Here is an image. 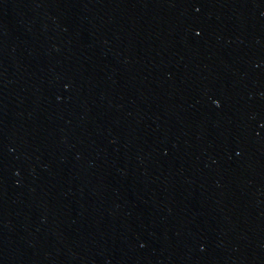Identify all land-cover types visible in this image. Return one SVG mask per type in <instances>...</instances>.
<instances>
[{"label": "water", "instance_id": "1", "mask_svg": "<svg viewBox=\"0 0 264 264\" xmlns=\"http://www.w3.org/2000/svg\"><path fill=\"white\" fill-rule=\"evenodd\" d=\"M0 264H264V0H0Z\"/></svg>", "mask_w": 264, "mask_h": 264}]
</instances>
